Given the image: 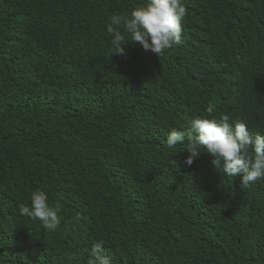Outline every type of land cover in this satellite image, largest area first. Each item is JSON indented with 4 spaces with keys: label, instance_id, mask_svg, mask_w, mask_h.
I'll return each mask as SVG.
<instances>
[{
    "label": "trees",
    "instance_id": "1",
    "mask_svg": "<svg viewBox=\"0 0 264 264\" xmlns=\"http://www.w3.org/2000/svg\"><path fill=\"white\" fill-rule=\"evenodd\" d=\"M143 0H0V264H264V179L248 187L166 134L230 114L264 134V0H184L163 56L106 22ZM45 191L54 231L18 205Z\"/></svg>",
    "mask_w": 264,
    "mask_h": 264
},
{
    "label": "clouds",
    "instance_id": "2",
    "mask_svg": "<svg viewBox=\"0 0 264 264\" xmlns=\"http://www.w3.org/2000/svg\"><path fill=\"white\" fill-rule=\"evenodd\" d=\"M186 15L184 0H143L130 11L110 15L106 22L110 54L125 55L123 45L130 35V42H139L156 56L165 55L183 42L182 21ZM186 142L185 163L189 166L203 151L225 176L239 175L242 187L264 179V134L251 133L239 118L226 113L195 116L185 129H172L166 134L168 148ZM18 211L21 216L39 220L48 231L56 230L61 223L59 205H50L47 193L39 188L30 193L28 204L18 205ZM87 264H112L103 240L92 243Z\"/></svg>",
    "mask_w": 264,
    "mask_h": 264
}]
</instances>
